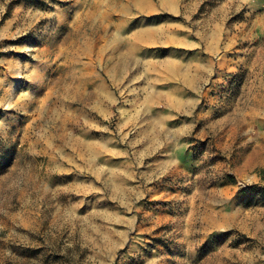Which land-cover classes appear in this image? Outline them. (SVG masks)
Returning a JSON list of instances; mask_svg holds the SVG:
<instances>
[{
  "label": "rangeland",
  "instance_id": "obj_1",
  "mask_svg": "<svg viewBox=\"0 0 264 264\" xmlns=\"http://www.w3.org/2000/svg\"><path fill=\"white\" fill-rule=\"evenodd\" d=\"M0 264H264V0H0Z\"/></svg>",
  "mask_w": 264,
  "mask_h": 264
}]
</instances>
